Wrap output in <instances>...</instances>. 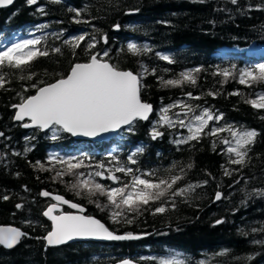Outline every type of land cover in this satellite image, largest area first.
<instances>
[{"label":"trees","instance_id":"obj_1","mask_svg":"<svg viewBox=\"0 0 264 264\" xmlns=\"http://www.w3.org/2000/svg\"><path fill=\"white\" fill-rule=\"evenodd\" d=\"M71 9L80 10L81 15L77 17ZM81 34H86L85 41L73 55L65 40L71 41ZM36 37H43L39 47L50 51L48 57L34 63L32 71L37 76L32 81H21L12 70L4 69L10 73L7 77L10 82L0 88V132L4 133L0 137V197H9L7 201L0 199V225L15 226L27 234L11 252L0 247V264H115L131 258L138 264H157L156 259L149 258H167L174 253L180 254L185 264L199 261L264 264V244L253 243L264 240V230L252 231L264 229V196L254 194L264 190V119H261L264 110L253 109L244 102L254 98L256 91L264 90V84L246 87L235 79L225 81L214 74L233 64L239 69L264 63V54L245 53L251 46L264 48V0H238L235 5L230 0H37L32 5L27 0H17L10 9L0 10V45L7 47ZM93 37L96 46L92 53L102 55L108 51L104 59L124 70L143 72L141 65L148 70L142 77L141 96L153 106L152 117L146 123L136 121L132 131L123 130L116 139L104 144L74 140L65 133L53 140L52 131L24 130L15 124L12 105L20 102L21 95L35 94L32 83L40 79L53 82L56 77L45 76V71L66 74L73 63L86 62L85 48ZM129 43L141 48L147 46L151 51L133 55L128 51ZM55 47L61 48L62 54L51 53ZM157 54L169 56L174 63L169 64ZM198 67L202 70L197 75L196 87L161 86L160 77L176 79L182 71ZM209 91L215 95L208 96ZM188 92L201 99L189 98ZM232 92L240 95H230ZM176 101L200 106L195 113H189L188 119L204 107L214 114L222 113L223 119L210 121L209 127L231 124L256 130L259 135L249 152L247 165L241 168L228 162L227 145L221 143L223 138L231 139L227 132L217 137L205 135L199 142L174 143L189 134L187 128L161 125L159 116L163 107ZM177 112L181 109L170 110L171 119L177 118ZM153 127L163 136L153 140L150 134ZM31 137L34 139H26ZM139 147L143 152L136 155L137 164L129 167L159 169L163 174L164 169L177 164L176 173L180 167L186 172L178 186L205 180L208 183L196 188L188 202L177 197L174 210L162 215L145 212L131 225L113 224L106 211L69 190L67 182L72 177L65 176V182L53 180L54 171H42L35 166L39 161L45 168H52L50 155H84L89 158L85 163H91L92 168L82 171L95 170L99 162L111 168L116 164L112 156L127 162L128 156ZM189 163L193 165L191 169L186 167ZM55 168L59 169L60 165ZM225 168L232 174L225 176ZM116 175L125 181L129 179L122 173ZM97 180L117 186L109 180ZM41 191L63 195L82 205L86 215L100 219L110 229L140 234L142 239L47 249L42 237L51 226L42 213L51 201L39 195ZM217 191L222 194L218 201ZM16 204L23 207L17 209ZM217 220L223 223L215 224ZM225 249L228 251L224 255H218ZM249 256L252 259L246 260Z\"/></svg>","mask_w":264,"mask_h":264},{"label":"snow or ice","instance_id":"obj_2","mask_svg":"<svg viewBox=\"0 0 264 264\" xmlns=\"http://www.w3.org/2000/svg\"><path fill=\"white\" fill-rule=\"evenodd\" d=\"M13 2L14 0H0V7L11 5ZM27 2L32 5L36 4L37 0H27ZM230 2L235 5L238 0H230ZM71 11H74L77 17L81 15L80 10L71 9ZM75 22L81 23L82 21L76 20ZM85 38L86 34H81L73 37L71 41L65 40V44H69L73 55H75V49L81 46V42L85 41ZM42 39L44 38L36 37L22 40L11 43L7 47L0 45L3 47V50H0V88H4L10 82L7 79L10 73L5 72L4 69L12 70V73L17 74V78L21 81H32L37 76V73L32 71L34 63L41 57L50 55L47 48L39 47ZM105 42H107L106 38ZM95 46V37H93L92 42L87 43L85 48L88 55L87 61L73 63L66 74L45 71V76L56 78L53 82L40 79L32 83L31 88L35 89V94L21 95L20 102L12 105L16 110L14 120L24 121L27 118L30 123H24L22 125L24 128L50 130L53 133L51 136L53 140L58 139L60 133H69L74 137H98L120 130L124 126H128V130L132 131V126L136 121L148 120L153 106L144 102L141 96V90L144 87L142 77L147 74L148 70L143 65H141L143 72L134 73L131 70H124L104 59V57H108V51H104L102 55L92 53L91 50ZM127 48L133 55L151 51L147 46L141 48L135 43H129ZM51 53L62 54V50L55 47L51 49ZM157 55L169 64L174 63L173 59L167 55ZM201 70L198 67L182 71L179 73V78L176 79L160 77L161 86L178 87L190 84L196 87L197 75ZM214 74L222 76L225 81L231 78L241 85L253 87L264 84V63L239 69L233 64L230 68L218 69ZM24 91L27 92L28 89L25 88ZM18 95L20 94L18 93ZM186 95L191 99H201L200 96H193L191 92ZM207 95L214 96L215 93L209 91ZM230 95H240V93L232 92ZM244 102L253 109L264 110V90L256 91L254 98L245 99ZM199 107V105L194 107L183 101H176L161 109L160 123L168 127L178 125L180 128H187L189 134L176 139L174 143L177 145L187 144L191 141L199 142L205 135L217 137L220 133H229L231 139L223 138L221 140V143L227 145L226 151L230 155L228 162L232 165H239L241 168L245 167L249 160V152L259 135L258 132L244 127L236 128L231 124L209 127L210 121L222 120L223 114H214L207 107L202 108L199 114L192 115L188 119L189 113H195ZM173 108L181 109V112L175 114L176 120L169 116V112ZM186 119H188L187 123ZM261 119H264V116ZM206 129H208L207 132ZM150 134L153 140L163 136V133L156 127H153ZM2 136L4 133L0 132V137ZM26 139H34V137ZM29 150L25 149V151ZM142 152V147L137 148L134 153L128 156L127 162H121L116 156H112L111 160L116 162L114 167L108 168L103 162H99L95 164V170L87 172L82 169L92 168V164L85 163L89 158L84 155L79 157L50 155L49 162L53 164L52 168H45L44 164L39 161L35 166L42 171H54L53 180L65 182V176L72 177L73 179L67 182L69 190L78 197L87 198L89 203L96 204V207L101 211H106L113 224L131 225L145 212L151 215H162L170 209L174 210L177 197L188 202L196 188L208 183L205 180L195 185L189 183L182 187L178 186L179 182L185 178L186 172L184 167H180V172L176 173L174 169L178 167L177 164L164 169L163 174L159 169L141 170L129 167L128 165L137 164L136 155ZM14 154L18 155V153ZM55 165H60V168L56 169ZM186 167L191 169L193 165L189 163ZM116 173H122L129 179L122 180ZM231 174L232 172L227 168L224 169L225 176ZM97 178L112 181L117 186L101 183ZM254 194L264 196V190H258ZM39 195L51 196V199L55 201V203L49 204L42 213L51 222L50 230L42 237L46 242V248L65 245L78 239L133 241L142 238V235L130 231L119 233L117 230L110 229L100 219L84 214L85 208L82 205L69 201L63 195H54L48 191H41ZM100 198H103V201ZM221 198L222 194L217 191L215 200L218 201ZM0 199L7 201L9 197L4 195ZM62 205H67L68 208L77 211L66 212L62 209ZM15 207L20 209L23 205L16 204ZM221 223H223L222 220L215 221V224ZM261 230L264 229H253L252 231ZM243 234L247 235V233ZM26 235L19 228L0 227V245L6 249H12ZM143 235L151 234L144 233ZM253 243L264 244V240L253 241ZM227 251L225 249L218 255H224ZM179 256L180 254L176 253L167 258L150 257L149 259H156L157 264H185V260ZM245 259L251 260L252 257L249 256ZM117 264H133V261L122 259ZM197 264H205V261H199Z\"/></svg>","mask_w":264,"mask_h":264},{"label":"water","instance_id":"obj_3","mask_svg":"<svg viewBox=\"0 0 264 264\" xmlns=\"http://www.w3.org/2000/svg\"><path fill=\"white\" fill-rule=\"evenodd\" d=\"M16 1H17V0H14L13 4H14ZM13 4L8 5V6H5V7H0V10H7V9H10V8L12 7ZM13 109H14V108H13ZM15 111H16V110L14 109V115H15ZM152 113H153V111L149 114V119L151 118ZM149 119H148V120H149ZM148 120H138V121H140V122H142V123H146ZM13 122H14L15 124H19V125H21V128L24 129V130H39V131H41L42 133H46V132L49 131V130H40V129H38V128H32V127H30V128H24V127L22 126L24 123H30V121H29L27 118H25L24 121H16V120H14V117H13ZM127 128H128V126H124V127H122L120 130H117V131H115V132L105 133V134H102L101 136H98V137H83V136H75V137H74V136H72V135L69 134V133H65V134L68 135V136H70V137L73 138L74 140H78V141H88V142H92V143H103V142L109 141L110 139L116 137V136H117L122 130H125V129H127ZM46 198H47L48 200H50L52 203H55V201H53V200L51 199V196L46 197ZM61 207L67 209L69 212H76V211H77V210H75V209L68 208L67 205H62ZM45 210H46V209H45ZM84 214H86V211H85ZM43 218H44L47 222H49L50 225H51V222H50L46 217L43 216ZM0 227H15V226H11V225H0ZM15 228H17V227H15ZM20 230H21V229H20ZM21 231H22V230H21ZM141 239H142V238H141ZM141 239H139V240H141ZM139 240H133V241H99V240H92V239H78V240L70 241L69 243H67V244H65V245H61V246H57V247H48V249H57V248L66 247V246H71V245H76V244H81V243H95V244L129 243V242H136V241H139ZM21 241H22V239H21ZM21 241H20V243H21ZM44 242H45V241H44ZM20 243H19L18 245L14 246V248H12V249H6V248H4L2 245H0V247L3 248V249H4L5 251H7V252H11V251L15 250V249L20 245ZM45 245H46V242H45ZM116 264H117V263H116ZM133 264H137V263L133 262Z\"/></svg>","mask_w":264,"mask_h":264},{"label":"rangeland","instance_id":"obj_4","mask_svg":"<svg viewBox=\"0 0 264 264\" xmlns=\"http://www.w3.org/2000/svg\"><path fill=\"white\" fill-rule=\"evenodd\" d=\"M223 52H226V51L224 50ZM245 53H248L247 55L251 54V55L261 56L264 54V48L258 47V46H251L247 50H245ZM160 115H161V113H160ZM159 118H160V116H159ZM174 119L176 120V118H174Z\"/></svg>","mask_w":264,"mask_h":264},{"label":"bare ground","instance_id":"obj_5","mask_svg":"<svg viewBox=\"0 0 264 264\" xmlns=\"http://www.w3.org/2000/svg\"><path fill=\"white\" fill-rule=\"evenodd\" d=\"M219 48V47H218ZM218 50V49H217ZM214 53V52H213ZM217 53V52H216ZM122 133V132H121ZM115 138V137H114ZM116 139V138H115ZM104 144V143H103ZM92 145V144H91ZM94 145V144H93ZM86 211V210H85ZM22 230V229H21ZM50 230V229H49ZM170 254V253H169ZM168 254V255H169ZM175 254V253H174ZM182 254V253H181ZM156 257V256H155ZM166 257V256H165ZM163 258V257H162ZM132 259V258H131ZM150 260V259H149ZM141 263V262H140Z\"/></svg>","mask_w":264,"mask_h":264}]
</instances>
